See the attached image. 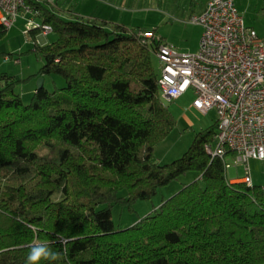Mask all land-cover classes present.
I'll list each match as a JSON object with an SVG mask.
<instances>
[{"label": "trees", "instance_id": "1", "mask_svg": "<svg viewBox=\"0 0 264 264\" xmlns=\"http://www.w3.org/2000/svg\"><path fill=\"white\" fill-rule=\"evenodd\" d=\"M26 4L44 18L35 29L51 25L56 34L36 47L45 60L37 75H59L66 85L37 88L25 104L18 80L4 76L0 264H26L32 242L59 254L40 264H264V187L231 181L225 161L207 153L218 121L182 157L154 160L176 125L153 65L155 44L124 24ZM8 30L0 24V40ZM189 171L198 178L134 225L116 226L115 204L152 198Z\"/></svg>", "mask_w": 264, "mask_h": 264}, {"label": "built area", "instance_id": "2", "mask_svg": "<svg viewBox=\"0 0 264 264\" xmlns=\"http://www.w3.org/2000/svg\"><path fill=\"white\" fill-rule=\"evenodd\" d=\"M25 5L26 0H0V24L12 27ZM191 22L204 28L196 52H182L154 31H141L161 61L162 96L172 101L194 88V108L203 113L216 108L217 132L205 149L225 161L227 172L230 157L245 164L241 180L253 185L250 160H264V33L247 25L235 0H209ZM30 24L26 33L40 27Z\"/></svg>", "mask_w": 264, "mask_h": 264}, {"label": "rangeland", "instance_id": "3", "mask_svg": "<svg viewBox=\"0 0 264 264\" xmlns=\"http://www.w3.org/2000/svg\"><path fill=\"white\" fill-rule=\"evenodd\" d=\"M235 1L247 25L255 28L259 33H264V0ZM203 3L205 0H135L134 5H131L134 9L124 11L120 8L121 11L116 13L119 16L124 14L126 20L123 22H126L125 25L129 28L144 32L154 31L180 51L196 52L199 49L204 28L200 24L192 23L191 17L201 12ZM52 38L50 37L49 40ZM27 42V36L18 29L8 30L0 40V88L9 81L4 76L8 75L17 79L15 91L22 96L25 104L32 101L41 77L45 79L44 85L49 90L66 85L65 79L59 75H37L45 60L42 54L35 51L34 46L28 45ZM152 60L156 73L160 74L161 61L155 52ZM196 96L195 89L190 88L178 99L169 101L163 97L164 103L176 120V125L171 133L155 147L154 160L158 163H170L182 157L193 144L196 135L213 126L218 120L216 108L203 113L192 106ZM228 160L232 163V167L227 172L229 178L246 174L245 164L237 165L232 157ZM249 165L253 184L264 187V160L253 158ZM197 178L198 172L189 171L168 185L160 187L152 198L139 199L131 204H115L111 209V217L117 227L128 228ZM120 195L129 198L127 190L121 191Z\"/></svg>", "mask_w": 264, "mask_h": 264}, {"label": "crops", "instance_id": "4", "mask_svg": "<svg viewBox=\"0 0 264 264\" xmlns=\"http://www.w3.org/2000/svg\"><path fill=\"white\" fill-rule=\"evenodd\" d=\"M36 3L47 7L51 11L59 14L65 19H75L78 16L84 17L85 19H97V20H107L109 22L126 24L123 22L126 20L124 14L119 16L121 9L124 11H131L134 9L135 0H35ZM209 0H205V3L202 4V10ZM201 10V11H202ZM117 12V13H116ZM34 25H43L44 18L42 13L35 9V7H30L27 4L20 11L19 17L16 23L9 28L20 30L27 36V44L33 45L34 50H36L37 45H44L48 42L54 41L55 32L53 30L44 31L43 29H35L33 27L29 33H26L25 30L28 29V26L31 24ZM54 37L52 38V35ZM52 40H49V38ZM167 41V40H166ZM20 59H18L19 61ZM45 76V75H44ZM45 81V80H44ZM37 87L35 88L36 91ZM242 177V176H241ZM241 177L232 178L234 181L241 180Z\"/></svg>", "mask_w": 264, "mask_h": 264}, {"label": "clouds", "instance_id": "5", "mask_svg": "<svg viewBox=\"0 0 264 264\" xmlns=\"http://www.w3.org/2000/svg\"><path fill=\"white\" fill-rule=\"evenodd\" d=\"M29 227L36 231L35 225H29ZM28 248L26 264H40L41 261H56L59 258L57 252L52 251L48 245L43 243L32 242Z\"/></svg>", "mask_w": 264, "mask_h": 264}, {"label": "water", "instance_id": "6", "mask_svg": "<svg viewBox=\"0 0 264 264\" xmlns=\"http://www.w3.org/2000/svg\"><path fill=\"white\" fill-rule=\"evenodd\" d=\"M44 78L43 77H41L40 79H39V81H38V83H37V88L39 89V88H41L42 86H44Z\"/></svg>", "mask_w": 264, "mask_h": 264}]
</instances>
